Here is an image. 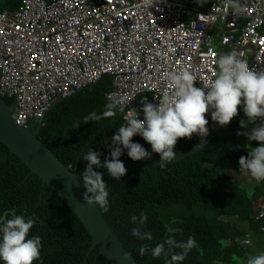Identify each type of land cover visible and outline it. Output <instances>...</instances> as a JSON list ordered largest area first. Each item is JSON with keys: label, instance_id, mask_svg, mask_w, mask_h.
<instances>
[{"label": "trees", "instance_id": "1", "mask_svg": "<svg viewBox=\"0 0 264 264\" xmlns=\"http://www.w3.org/2000/svg\"><path fill=\"white\" fill-rule=\"evenodd\" d=\"M20 3L21 0L2 1L7 11L15 10ZM110 89L111 79L104 77L98 84L59 102L48 112L39 131L38 140L78 176L87 164L82 156L89 149L100 153L101 160L106 156L111 159L107 146L125 123L119 112L114 117L83 123L89 113L104 111L103 96ZM3 101L12 109V99L3 96ZM241 119L246 117L239 106L237 115L223 126L231 135L213 136L201 150L173 166L142 169L119 181L105 182L110 207L108 212L98 209L138 264H166L172 254L182 251L174 248L167 256L156 259L148 252L139 255L140 247H154L168 237L165 225L178 229L174 237L178 242H185L189 236L196 241V247L179 264H246L249 257L259 254L251 245L239 243L249 232L258 235L259 222L254 221L257 208L253 203L264 195L260 183L244 184L243 180L251 177L239 170L240 157H247L250 148L258 146L257 141H247L243 133L237 135L252 128H241ZM75 122L80 126L73 129ZM132 140L149 150L142 137L133 136ZM197 142L195 136L178 138L174 150L183 151ZM119 159L124 165L135 162L127 156V150ZM141 212L148 216L142 230L151 233V241L130 235L133 225L129 218ZM4 213L5 219L14 215L37 218L28 234L41 238L40 259L33 264H108L96 248L91 250L89 235L66 204L0 143V216Z\"/></svg>", "mask_w": 264, "mask_h": 264}, {"label": "built area", "instance_id": "2", "mask_svg": "<svg viewBox=\"0 0 264 264\" xmlns=\"http://www.w3.org/2000/svg\"><path fill=\"white\" fill-rule=\"evenodd\" d=\"M239 3L240 12L226 0H21L0 11V94L15 124L32 129L52 102L109 77L105 102L123 98L122 119L133 109L142 118V104L169 91L170 71L187 68L207 87L227 52L264 71V0ZM254 221L263 236L264 196Z\"/></svg>", "mask_w": 264, "mask_h": 264}, {"label": "clouds", "instance_id": "3", "mask_svg": "<svg viewBox=\"0 0 264 264\" xmlns=\"http://www.w3.org/2000/svg\"><path fill=\"white\" fill-rule=\"evenodd\" d=\"M161 2L162 0H143V6L152 8ZM196 2L204 4L207 0ZM226 4L236 12L243 11L239 0H226ZM216 63L214 79L203 88L194 86L196 77L187 68L167 73L169 91L155 98L158 100L156 104L143 103L139 109L142 118L135 109L129 111L125 123L111 137V144L107 146L111 159L106 156L101 160L100 153L93 149L83 154L82 160L87 161V164L80 177L85 188L82 196L87 204L95 205L103 212H108L110 207L108 184L94 167L106 169L112 178L119 181L126 173L124 164L119 159L124 150H127V156L133 161H146L151 159L153 153L158 154L159 164L163 166L176 156L174 149L178 138L191 139L195 136L193 134H197L203 140L209 130H214L217 125L226 126L237 115L238 105L246 117V120L239 121L240 127L248 128L252 125L251 131L243 134L247 136V141L258 142V146L250 148L247 157H240L239 170L251 177L249 182H258L263 187L264 71L249 68L248 62L238 58L235 52L219 55ZM122 106L123 98L111 97L101 114L93 111L83 117V123L114 117L122 110ZM209 112L211 120L216 122L210 129L209 121L205 118V114ZM79 126L80 122H75L72 127L76 129ZM137 135L151 146V151L146 150L140 143L133 142V136ZM262 199L263 197L259 199L258 206ZM147 220L148 216L144 212L132 215L129 218L133 225L129 230L130 235L138 240L151 241V233L142 230ZM37 222L36 217L25 218L24 215L0 219V264H33L40 259L41 238L28 235ZM165 228L169 233L168 237L154 247H140L139 255L143 256L148 252L156 259L167 256L174 248H179L181 252L172 254L170 260H166V264H179L196 247V241L189 236L185 242H178L174 238L178 229L168 225ZM243 243L248 244L250 241L244 240ZM127 257L125 254V258ZM246 264H264V252L249 257Z\"/></svg>", "mask_w": 264, "mask_h": 264}, {"label": "water", "instance_id": "4", "mask_svg": "<svg viewBox=\"0 0 264 264\" xmlns=\"http://www.w3.org/2000/svg\"><path fill=\"white\" fill-rule=\"evenodd\" d=\"M96 84L98 82L78 89L74 94ZM63 100L65 99H57L52 102L47 111L37 120L34 128L25 129L15 124L12 111L5 104L0 94V143L11 154L15 155L31 174L36 176L42 184L50 188L66 204L89 235L91 250L96 248L108 264H138L133 255H130L124 249L122 242L118 239L116 231H114L106 216L102 214L97 206L89 205L84 201L82 194L85 188L82 178L76 173L69 171V168L65 167L38 140L39 131L48 112ZM247 132L249 131L240 133ZM224 134L231 135L222 126L217 125L214 130H209V134L203 140L199 139L197 143L192 144L189 148L176 152L174 159L164 165L173 166L178 161L197 153L213 136ZM158 166H161L159 164V156L151 157V159L146 161L131 162L124 165L126 169L125 175ZM101 177L104 182L114 180L107 170L101 172ZM5 214L0 219H5ZM125 254L128 255L127 258H125Z\"/></svg>", "mask_w": 264, "mask_h": 264}, {"label": "rangeland", "instance_id": "5", "mask_svg": "<svg viewBox=\"0 0 264 264\" xmlns=\"http://www.w3.org/2000/svg\"><path fill=\"white\" fill-rule=\"evenodd\" d=\"M2 1L3 0H0V6L3 5ZM33 127H34V125L31 124L30 128H33ZM197 138H198V140L200 139L198 136H197ZM243 181H244V184L250 183L249 182L250 181L249 178H245ZM248 194H251V193H248ZM258 203H259V201H256V202L253 203V208L254 209L258 207ZM229 223L231 225H233V220L230 219ZM239 226L243 227V225H239ZM246 236H247L246 239L250 241L249 244L251 245V247H252V249L254 251H256L257 253H261L264 250V235L263 236H259V235H255V234L249 232ZM254 251H252V252H254Z\"/></svg>", "mask_w": 264, "mask_h": 264}, {"label": "crops", "instance_id": "6", "mask_svg": "<svg viewBox=\"0 0 264 264\" xmlns=\"http://www.w3.org/2000/svg\"><path fill=\"white\" fill-rule=\"evenodd\" d=\"M0 8H3V5H1V6H0ZM3 10H6V9H4V8H3V9H1V11H3Z\"/></svg>", "mask_w": 264, "mask_h": 264}, {"label": "flooded vegetation", "instance_id": "7", "mask_svg": "<svg viewBox=\"0 0 264 264\" xmlns=\"http://www.w3.org/2000/svg\"><path fill=\"white\" fill-rule=\"evenodd\" d=\"M115 180V179H114Z\"/></svg>", "mask_w": 264, "mask_h": 264}]
</instances>
